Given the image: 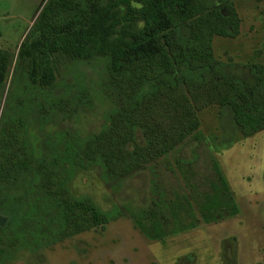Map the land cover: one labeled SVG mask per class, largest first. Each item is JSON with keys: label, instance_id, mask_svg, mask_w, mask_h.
Wrapping results in <instances>:
<instances>
[{"label": "rangeland", "instance_id": "374dc122", "mask_svg": "<svg viewBox=\"0 0 264 264\" xmlns=\"http://www.w3.org/2000/svg\"><path fill=\"white\" fill-rule=\"evenodd\" d=\"M45 2L0 0V48L13 55L0 93V136L20 118L23 153L33 156L27 170L0 173V264H264V130L244 137L228 108L210 106L198 112L200 127L181 145L124 177L80 163L81 143L103 126L115 96L101 58L57 56L48 89L16 69L21 45L37 43L33 25ZM234 6L239 33L215 36L213 51L220 67L249 87L250 63H264V0ZM178 30L182 38L185 28ZM135 141H143L139 130ZM44 172L59 174L54 187L63 186L65 196L89 198L110 214L104 228L53 243L42 238L59 226L61 203L45 190ZM217 174L224 196L230 193L218 206L209 202Z\"/></svg>", "mask_w": 264, "mask_h": 264}, {"label": "trees", "instance_id": "16d2710c", "mask_svg": "<svg viewBox=\"0 0 264 264\" xmlns=\"http://www.w3.org/2000/svg\"><path fill=\"white\" fill-rule=\"evenodd\" d=\"M239 28L234 0H46L33 25L37 43L21 45L16 69L48 89L55 84L57 56L104 60V80L115 103L103 126L81 143L79 162L97 163L107 176L119 178L181 145L200 127L198 112L210 106L228 108L244 137L264 130V63H250L254 81L246 87L220 67L213 51L215 36L234 38ZM12 60V53L0 48V93ZM23 126L16 119L0 136V173H19L33 162L23 153ZM137 130L142 142L135 141ZM220 178L213 181L217 186ZM42 182L48 193L61 196L59 226L48 227L42 237L47 242L103 229L109 222L111 215L91 199L65 196L63 186L54 187L59 174L44 172ZM225 195L219 186L209 202L222 203L230 193ZM182 202L179 198L177 205ZM234 203L230 213L237 211ZM3 252L0 246V256Z\"/></svg>", "mask_w": 264, "mask_h": 264}, {"label": "crops", "instance_id": "0c3cea01", "mask_svg": "<svg viewBox=\"0 0 264 264\" xmlns=\"http://www.w3.org/2000/svg\"><path fill=\"white\" fill-rule=\"evenodd\" d=\"M4 218H0V226L3 224Z\"/></svg>", "mask_w": 264, "mask_h": 264}, {"label": "water", "instance_id": "95a60500", "mask_svg": "<svg viewBox=\"0 0 264 264\" xmlns=\"http://www.w3.org/2000/svg\"><path fill=\"white\" fill-rule=\"evenodd\" d=\"M1 224V223H0Z\"/></svg>", "mask_w": 264, "mask_h": 264}]
</instances>
